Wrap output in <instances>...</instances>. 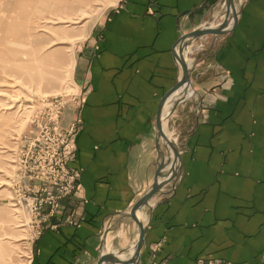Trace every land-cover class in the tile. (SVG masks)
<instances>
[{
  "label": "crops",
  "instance_id": "crops-1",
  "mask_svg": "<svg viewBox=\"0 0 264 264\" xmlns=\"http://www.w3.org/2000/svg\"><path fill=\"white\" fill-rule=\"evenodd\" d=\"M225 22L184 48L194 94L179 88L163 111L174 163L157 114L181 79L177 46ZM92 47L77 60L79 100L62 115L64 127L82 119L69 163L80 187L50 215L30 264L130 261V213L155 182L159 147L166 176L137 211L146 230L135 264H264V0H120Z\"/></svg>",
  "mask_w": 264,
  "mask_h": 264
},
{
  "label": "rangeland",
  "instance_id": "rangeland-1",
  "mask_svg": "<svg viewBox=\"0 0 264 264\" xmlns=\"http://www.w3.org/2000/svg\"><path fill=\"white\" fill-rule=\"evenodd\" d=\"M119 2L0 0V264H30L37 230L66 208L59 115Z\"/></svg>",
  "mask_w": 264,
  "mask_h": 264
},
{
  "label": "water",
  "instance_id": "water-1",
  "mask_svg": "<svg viewBox=\"0 0 264 264\" xmlns=\"http://www.w3.org/2000/svg\"><path fill=\"white\" fill-rule=\"evenodd\" d=\"M233 0H227L228 6L232 5ZM227 22H225L221 27L219 28H210V27H204V28H199L196 29L195 31L191 32L188 35H184L181 39V41L178 44V51L176 53L178 61L180 63L181 69H182V75L181 79L179 80L178 84L174 89H172L161 101L158 109V114H157V129H158V137L163 139L166 143L167 146L171 147L174 152V163H177L180 159V150L177 144L169 137L167 132L165 131L164 128V108L167 105V103L170 102V97L181 87H190L191 86V77L189 74V66L188 63L186 62V59L184 58L183 51L186 46L191 44L195 39L202 37L204 35L214 33V34H219L224 32V28L227 26ZM176 104V103H174ZM159 153L160 157L162 158L159 170L156 175L155 182L151 186V188L148 190V192L133 206L130 217L134 219L137 222L138 229H139V237L137 239L136 245H135V251H134V256L130 261H122L118 260L115 258L112 254H103L102 257L100 258L98 264H108V263H123V264H135L136 260L139 257L140 251L143 247L144 243V236H145V230H146V224L142 221L137 216V211L144 207L146 204H148L149 200L153 195L156 193H159L163 186V182L160 181L161 177L166 176L165 173H163V169L166 166V160L165 157L163 158V152L159 147Z\"/></svg>",
  "mask_w": 264,
  "mask_h": 264
},
{
  "label": "built area",
  "instance_id": "built-area-1",
  "mask_svg": "<svg viewBox=\"0 0 264 264\" xmlns=\"http://www.w3.org/2000/svg\"><path fill=\"white\" fill-rule=\"evenodd\" d=\"M64 110L60 112V117L63 115ZM59 123V119H58ZM82 124V119L77 118L75 119L68 127H62V145L61 149L62 153V160H61V167L60 170L63 173V188L64 192L61 195L62 198H67L69 195L79 189V179L81 172L69 165V163L75 158V136L80 130ZM42 233V229L37 230V237ZM157 264V263H155ZM199 264H232L228 261H224L222 259H201L199 260Z\"/></svg>",
  "mask_w": 264,
  "mask_h": 264
},
{
  "label": "bare ground",
  "instance_id": "bare-ground-1",
  "mask_svg": "<svg viewBox=\"0 0 264 264\" xmlns=\"http://www.w3.org/2000/svg\"><path fill=\"white\" fill-rule=\"evenodd\" d=\"M230 20H231V9H230ZM20 68V67H19ZM183 93H185V90L184 91H181V93H179V94H183ZM194 94V92H193V89L192 88H189V90L185 93V95L184 96H186V97H189V96H192ZM169 105H170V103H167V105H166V107H165V110H166V113H168V111H169ZM171 106V105H170ZM164 116H165V114H164ZM139 212V214H140V210L138 211ZM141 215V214H140ZM113 251V250H112Z\"/></svg>",
  "mask_w": 264,
  "mask_h": 264
}]
</instances>
